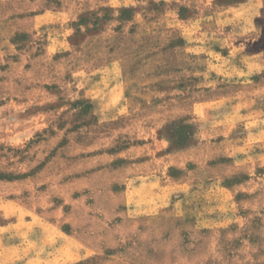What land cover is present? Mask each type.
<instances>
[{"label": "rangeland", "instance_id": "1", "mask_svg": "<svg viewBox=\"0 0 264 264\" xmlns=\"http://www.w3.org/2000/svg\"><path fill=\"white\" fill-rule=\"evenodd\" d=\"M0 264H264V0H0Z\"/></svg>", "mask_w": 264, "mask_h": 264}]
</instances>
